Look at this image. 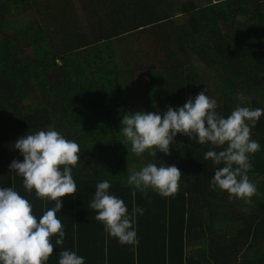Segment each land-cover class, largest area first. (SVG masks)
<instances>
[{
	"label": "trees",
	"instance_id": "obj_1",
	"mask_svg": "<svg viewBox=\"0 0 264 264\" xmlns=\"http://www.w3.org/2000/svg\"><path fill=\"white\" fill-rule=\"evenodd\" d=\"M103 48L107 61L99 66L93 59ZM101 79L137 111L183 106L205 88L225 117L237 106L264 108V0H0V187L13 186L37 216L54 206L27 192L8 167L23 160L12 148L16 139L52 127L80 148L72 176H83L89 194L61 197L57 216L68 233L62 248L79 245L85 264H264V114L251 129L261 145L248 172L256 193L229 199L210 187L218 167L203 160L210 144L177 134L168 155L129 157L122 134L96 108ZM76 109L80 130L72 128L79 125ZM86 138L107 151L105 166L90 172ZM148 162L175 165L178 188L157 198L152 243L138 226V243L120 245L101 231L89 202L106 179L128 210L139 208L156 192L134 191L127 176ZM144 217L137 213V224ZM62 248L54 245L47 264H58Z\"/></svg>",
	"mask_w": 264,
	"mask_h": 264
},
{
	"label": "clouds",
	"instance_id": "obj_2",
	"mask_svg": "<svg viewBox=\"0 0 264 264\" xmlns=\"http://www.w3.org/2000/svg\"><path fill=\"white\" fill-rule=\"evenodd\" d=\"M217 107V100L207 95L205 88L190 96L183 106H167L163 112L140 110L123 114L119 132L125 139L123 144L131 146H126L128 152L137 156L145 152L168 155L170 145H176L177 134L199 145L214 146L203 156L204 161L218 166L210 187L226 191L229 199L247 201L256 193L248 176L252 168L250 157L261 149L252 138L251 129L264 114V108L237 106L225 117ZM12 148L19 150L23 160L13 159L8 166L10 173L22 177L27 192L34 191L37 198L54 202V206L37 216L32 203L13 186L0 187V264H47L54 245L62 248L64 243L65 231L57 213H61V197L77 194L72 168L80 161V148L52 127L26 133L14 141ZM181 174L175 165L148 162L129 174L127 183L134 191L145 193L151 189L167 197L176 192ZM110 187L106 179L98 182L89 207L95 210V219L110 237L121 245L134 246L138 243L136 215H142L144 210L134 206L129 212L121 198L110 194ZM57 257L58 264H85L84 257L76 251L62 248Z\"/></svg>",
	"mask_w": 264,
	"mask_h": 264
},
{
	"label": "rangeland",
	"instance_id": "obj_3",
	"mask_svg": "<svg viewBox=\"0 0 264 264\" xmlns=\"http://www.w3.org/2000/svg\"><path fill=\"white\" fill-rule=\"evenodd\" d=\"M76 2L78 3V0H76ZM19 12H23L24 9L19 8L18 9ZM82 12V11H80ZM20 19L22 20V22L24 23L25 21L28 20V16H25V14H23V16H20ZM108 49L103 48V56H98L96 55V57H94L93 61L95 63H97L99 66H104L106 63V59H107V54ZM97 87L95 89L96 92V108L99 110V112H102L105 114V117L107 118V120L109 121L111 127L113 128L114 132H119L120 130V119L122 117L123 114L129 112V111H137L136 109V102H131L132 99L129 101L130 97H125V95H121L120 99L118 98L117 92L108 85L107 80H103L101 79L98 83H97ZM116 99V102H114L110 97L113 96ZM120 96V95H119ZM133 97H136V94H134ZM128 102V103H127ZM68 106V105H67ZM71 107V106H70ZM152 112H156V109L153 108ZM75 116H78V123L79 125H76L74 127H72L73 129H78L80 130L84 125H83V118L80 115V112L78 109H76V112L74 113ZM82 132V131H81ZM121 139L124 140V137H120ZM82 144H88V147L90 149L89 154L87 155L86 160L84 161L86 163L85 167L88 169V171H93L95 168L99 167V166H105V161L103 160L102 155L105 154L106 152L103 153V149L101 148V150H98L97 147L99 146V144H97L96 141H92V139H87L86 138V142L84 141ZM129 149H130V144L126 145ZM126 148V152L128 154L129 157H136L137 155H135L134 153H132L131 151L128 152L127 147Z\"/></svg>",
	"mask_w": 264,
	"mask_h": 264
},
{
	"label": "crops",
	"instance_id": "obj_4",
	"mask_svg": "<svg viewBox=\"0 0 264 264\" xmlns=\"http://www.w3.org/2000/svg\"><path fill=\"white\" fill-rule=\"evenodd\" d=\"M75 182H76V184H77V194H80V195H82V196H84L85 197V194L87 193V194H89V187H88V185H87V181H85L84 179H83V176L82 177H79V178H77V180H74ZM76 194V195H77ZM69 196V195H68ZM67 196V198H70V197H68ZM157 198H160V199H163V200H166L165 199V197H162L161 195H159V194H157V193H155V194H152V195H150V196H145L144 197V199H143V202L142 203H139V208H142L144 211H143V216H145L144 217V221H142L141 222V224H137V220H136V222H135V224H134V227H135V229H136V231H139L138 230V226H139V228L142 230V231H144L145 232V242L146 243H152L153 241H154V237L153 238H150L149 237V233H150V231L151 230H154V220H151L150 218L151 217H153L154 218V216L152 215V213L156 216L157 215V213H158V209L155 207V204H156V202H157ZM148 200V201H147ZM148 202H153V205H151V206H148ZM83 204V203H82ZM129 212H131V208H130V210H129ZM148 216V217H147ZM100 224V228H101V231L104 233V235L106 236V232H105V230H104V227H103V225H102V223L100 222L99 223ZM63 226V225H62ZM63 229H64V231H65V227H63ZM67 231V230H66ZM66 231H65V233H66ZM83 233V237L85 236V234H86V232H82ZM66 234H68V233H66ZM54 238V240H55V236L53 237ZM52 238V239H53ZM113 239L117 242V243H119L118 241H117V239L116 238H114L113 237ZM120 244V243H119ZM121 245V244H120ZM75 246V248H70L71 250H73L74 249V251H76L77 252V254L78 255H80V256H83V251H82V248L81 247H79V245H74ZM119 258V257H118ZM124 258V260H126V257H123Z\"/></svg>",
	"mask_w": 264,
	"mask_h": 264
}]
</instances>
